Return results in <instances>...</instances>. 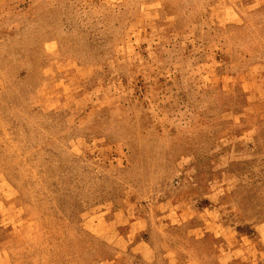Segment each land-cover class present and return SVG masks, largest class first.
<instances>
[{"label":"rangeland","instance_id":"obj_1","mask_svg":"<svg viewBox=\"0 0 264 264\" xmlns=\"http://www.w3.org/2000/svg\"><path fill=\"white\" fill-rule=\"evenodd\" d=\"M0 264H264V0H0Z\"/></svg>","mask_w":264,"mask_h":264}]
</instances>
